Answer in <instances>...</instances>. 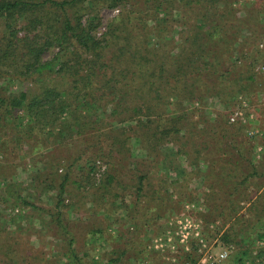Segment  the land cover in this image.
Wrapping results in <instances>:
<instances>
[{
    "label": "rangeland",
    "instance_id": "374dc122",
    "mask_svg": "<svg viewBox=\"0 0 264 264\" xmlns=\"http://www.w3.org/2000/svg\"><path fill=\"white\" fill-rule=\"evenodd\" d=\"M193 1L182 0L167 16L160 14L157 20L170 25L162 33L152 30L158 25L152 13L139 14L142 25H149L147 28L152 31V46L165 48L172 43L168 49L178 53L182 40L194 33L193 26L200 25L198 18L204 12ZM226 1L228 5L233 3L234 11L224 23L237 38L232 43L235 54L230 64L222 65L224 71L232 69L234 74L217 85L200 82L196 88L203 95L200 100L173 97L169 100L171 104L165 105L167 108L157 105L164 110L166 128L174 126L173 121L178 127L172 137L161 141L156 152L149 154L136 141L135 123L113 126V133L100 141L95 138L99 133L95 131L92 136L59 146L53 143L44 151L46 157H64L66 165L76 160L65 192L49 183L38 187L37 181L34 182L37 168L42 167L38 159L11 148L7 158L0 156V264H79L80 260L81 264H198L207 252L216 254L225 250L228 258L220 264H238L239 246L226 245L222 240L229 229L246 232L242 247L252 254L245 264H264V240L258 238L264 234L262 206L258 209L259 203L264 204V178L255 177L252 187L244 186L249 188L244 193L251 196L239 206V218L209 217L208 187L215 184L214 172L217 173L210 163L219 157L216 153L219 143L214 135L219 127L226 123L229 127H241V137L252 149L253 165H264V0ZM108 5L98 12L95 35L99 39L110 25L127 16L130 8L127 3L114 8ZM218 8L216 12L220 15L225 7ZM210 11L212 15L213 8ZM90 17L91 13L84 14L83 25H87ZM217 19L209 18L205 25H215L211 20ZM12 26L19 39L34 35L21 20H14ZM226 48V45L217 48L226 53L221 60L228 58ZM59 51L52 46L45 54L44 61L53 65L50 74L58 71ZM237 59V64L231 66ZM49 73L45 77H50ZM56 83L63 88L62 79L53 80L52 84ZM7 87L10 95L39 91V86L29 81L9 80ZM218 91H223L221 96H216ZM148 104L156 106L157 101ZM236 110H241L244 118L231 124V115ZM98 116L102 119L100 112L94 119ZM121 128L125 133L120 136L132 141L130 151L109 158L116 149ZM99 151L105 156H99ZM198 151L203 154L200 160L196 159ZM260 183L261 189L256 186ZM122 251H127V258L112 263ZM146 251L149 253L145 254ZM134 253L139 254L138 258H133ZM188 256L192 260H187Z\"/></svg>",
    "mask_w": 264,
    "mask_h": 264
},
{
    "label": "trees",
    "instance_id": "16d2710c",
    "mask_svg": "<svg viewBox=\"0 0 264 264\" xmlns=\"http://www.w3.org/2000/svg\"><path fill=\"white\" fill-rule=\"evenodd\" d=\"M179 2L180 5L183 3L182 0H0V82L3 83L0 87V156L7 158L11 148L16 153L38 159L42 164L34 177L38 187L49 183L65 192L76 160L66 165L64 157H46L44 151L53 143L59 146L69 140L92 136L95 131L99 132L95 138L100 141L113 133V126L135 123L136 141L143 144L149 154L156 152L161 141L172 137L178 127L173 121L175 127L166 128L164 110L157 105L167 108L165 105L171 104L169 100L173 97L200 100L203 95L196 89L200 82L217 85L234 74L232 69L224 71L222 65L230 64L231 56L235 54L231 50L232 43L237 38L235 32L230 34L232 28L227 30L224 23L227 15L234 11L233 3L228 5L226 0L193 1L201 5L204 12L198 18L200 25L193 26L194 33L182 40L177 54L168 49L172 43L165 48L150 44L152 31L147 28L149 25H142L139 14L148 12L147 16H150L152 13L153 21L158 22L152 30L162 33L170 25H163L157 19L160 14L167 16ZM121 3L130 5L127 16L110 25L101 39L97 38L99 10L106 4L114 8ZM219 5L225 7L220 15L216 12ZM85 13L92 14L87 25H83ZM214 17H218L211 20L215 25H205ZM14 20H21L26 30L34 35L19 39L13 31ZM222 44L229 53L227 60H221L226 53L217 49ZM52 46L60 49L56 63L58 71H52L55 74L49 73L53 65L44 61ZM237 62L238 59L231 66ZM220 68L222 72L218 71ZM46 73L50 77H45ZM59 78L64 81L63 88L58 85L59 81L52 84ZM9 80L32 82L39 86V91L31 95H10L6 91ZM223 91L216 92V96H221ZM155 99L156 106L148 104ZM99 112L102 119L99 116L94 119ZM183 126L186 128V124ZM118 131L115 132L119 134L116 149L110 152L109 158L130 151L132 141L120 136L124 135V128ZM241 132L238 125L229 127L226 123L214 134L219 143L216 151L219 157L210 163L211 169L217 171L214 172L215 184L208 187L211 218H239V206L251 196L244 191L249 185L252 187L253 178H264V165H253L252 149L241 137ZM99 152V156H105ZM201 158L202 151H198L196 159ZM186 173L184 170V175ZM262 184H257V188L261 189ZM260 206V212L264 213L262 202L258 209ZM245 234L229 229L222 236L226 245L236 243L239 246L238 264H245L252 254L250 249L242 247ZM239 236L242 237L240 241ZM258 238L264 240V234ZM127 255V251L119 252L111 262L126 259ZM138 255L134 253L133 258ZM187 260L192 259L188 256Z\"/></svg>",
    "mask_w": 264,
    "mask_h": 264
},
{
    "label": "built area",
    "instance_id": "2783aa9c",
    "mask_svg": "<svg viewBox=\"0 0 264 264\" xmlns=\"http://www.w3.org/2000/svg\"><path fill=\"white\" fill-rule=\"evenodd\" d=\"M119 11L117 10L116 13ZM243 112L241 110H236L230 118L231 123L236 122L237 120L243 119ZM98 166H101L102 164L98 162ZM104 168V167H103ZM104 170V169H103ZM228 251H221L219 253H213V252H207L199 261L198 264H220L221 262H224L228 258Z\"/></svg>",
    "mask_w": 264,
    "mask_h": 264
}]
</instances>
